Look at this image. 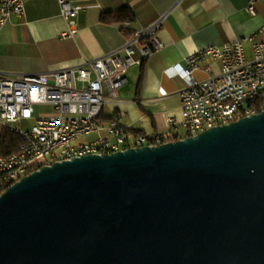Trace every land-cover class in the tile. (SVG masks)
I'll use <instances>...</instances> for the list:
<instances>
[{
    "label": "water",
    "instance_id": "water-1",
    "mask_svg": "<svg viewBox=\"0 0 264 264\" xmlns=\"http://www.w3.org/2000/svg\"><path fill=\"white\" fill-rule=\"evenodd\" d=\"M0 264H264V109L32 171L0 193Z\"/></svg>",
    "mask_w": 264,
    "mask_h": 264
},
{
    "label": "built area",
    "instance_id": "built-area-1",
    "mask_svg": "<svg viewBox=\"0 0 264 264\" xmlns=\"http://www.w3.org/2000/svg\"><path fill=\"white\" fill-rule=\"evenodd\" d=\"M26 1L0 0V32L12 15L24 14ZM257 1L249 2L252 15L257 13ZM90 6L61 0L62 15L71 33L76 32L79 12ZM163 25V17L139 29H133L131 21L120 22L121 29L128 33L124 54L113 52L82 65L20 77L6 75L0 69V121L23 139L19 151L0 155V192L54 160L160 145L197 135L229 118L257 113L254 102L264 101V40L257 38L264 33V25L253 34L200 49L187 58L184 67L174 70L187 84L179 90L182 120L169 118L168 131L134 132L115 118H105L106 96L117 98L128 83L130 68L141 65L162 47L159 31ZM246 43L252 44L250 56ZM209 58L220 62L218 72H213L210 64L203 65ZM197 72L204 77L197 78ZM41 105H51L52 109L42 111ZM21 121L33 124L24 128L19 126ZM178 126L185 129L184 135L173 131ZM90 135L97 136L84 140Z\"/></svg>",
    "mask_w": 264,
    "mask_h": 264
},
{
    "label": "crops",
    "instance_id": "crops-1",
    "mask_svg": "<svg viewBox=\"0 0 264 264\" xmlns=\"http://www.w3.org/2000/svg\"><path fill=\"white\" fill-rule=\"evenodd\" d=\"M67 1L91 5L79 12L74 33L62 15L61 0H27L24 14L10 17L0 32L1 71L20 77L82 65L113 52L124 54L128 33L120 22L130 20L132 28L139 29L163 17L159 31L162 47L141 65L132 66L118 97L106 96L104 105L105 118H115L131 131L148 134L168 131L171 117L182 120L179 90L187 82L174 74L176 68L184 67L187 58L200 49L237 40L264 25V0L257 1L255 15L248 11L251 0ZM103 14L110 15L108 22ZM257 38L264 40V33ZM245 48L250 56L252 44L246 43ZM205 64H210L213 72L220 70L215 59L209 58ZM195 76L202 78L204 73ZM173 131L179 135L186 132L181 126Z\"/></svg>",
    "mask_w": 264,
    "mask_h": 264
},
{
    "label": "trees",
    "instance_id": "trees-1",
    "mask_svg": "<svg viewBox=\"0 0 264 264\" xmlns=\"http://www.w3.org/2000/svg\"><path fill=\"white\" fill-rule=\"evenodd\" d=\"M109 16L110 15L108 14H103V20L105 22H108L110 20ZM128 18L129 16H126L125 19ZM124 21H130V20H124ZM253 105L256 108L257 112H260L264 109V101L260 99L256 100ZM22 143H23L22 136L18 132H16L14 129L10 127L2 126L0 130V155H9L19 151Z\"/></svg>",
    "mask_w": 264,
    "mask_h": 264
},
{
    "label": "rangeland",
    "instance_id": "rangeland-1",
    "mask_svg": "<svg viewBox=\"0 0 264 264\" xmlns=\"http://www.w3.org/2000/svg\"><path fill=\"white\" fill-rule=\"evenodd\" d=\"M40 108L42 111H48V110L52 109L51 105H41ZM32 124H33V121H21L19 123V126L24 127V128H29ZM2 126H3V124L0 121V130H1ZM96 136L97 135H90V136L85 137L84 140L90 141V140L94 139Z\"/></svg>",
    "mask_w": 264,
    "mask_h": 264
},
{
    "label": "bare ground",
    "instance_id": "bare-ground-1",
    "mask_svg": "<svg viewBox=\"0 0 264 264\" xmlns=\"http://www.w3.org/2000/svg\"><path fill=\"white\" fill-rule=\"evenodd\" d=\"M248 116V115H247ZM236 120H238L237 118H229L228 120H223V124H225V123H230V122H232V121H236ZM170 142V141H169ZM55 161H58V160H54V162ZM29 173H31V172H29Z\"/></svg>",
    "mask_w": 264,
    "mask_h": 264
}]
</instances>
